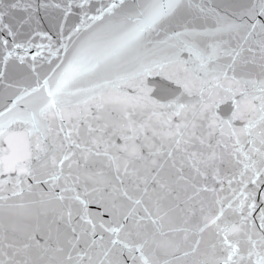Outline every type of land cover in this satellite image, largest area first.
<instances>
[{
	"label": "snow or ice",
	"instance_id": "1",
	"mask_svg": "<svg viewBox=\"0 0 264 264\" xmlns=\"http://www.w3.org/2000/svg\"><path fill=\"white\" fill-rule=\"evenodd\" d=\"M0 264H264V0H0Z\"/></svg>",
	"mask_w": 264,
	"mask_h": 264
}]
</instances>
